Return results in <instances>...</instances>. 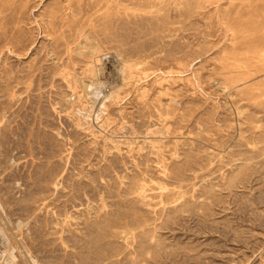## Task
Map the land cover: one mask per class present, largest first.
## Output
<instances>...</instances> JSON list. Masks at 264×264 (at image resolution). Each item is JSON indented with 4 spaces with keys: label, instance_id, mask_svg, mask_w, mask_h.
Listing matches in <instances>:
<instances>
[{
    "label": "rangeland",
    "instance_id": "1",
    "mask_svg": "<svg viewBox=\"0 0 264 264\" xmlns=\"http://www.w3.org/2000/svg\"><path fill=\"white\" fill-rule=\"evenodd\" d=\"M0 264H264V0H0Z\"/></svg>",
    "mask_w": 264,
    "mask_h": 264
},
{
    "label": "bare ground",
    "instance_id": "2",
    "mask_svg": "<svg viewBox=\"0 0 264 264\" xmlns=\"http://www.w3.org/2000/svg\"><path fill=\"white\" fill-rule=\"evenodd\" d=\"M101 61L102 60H96V63L100 64ZM114 63H116V67L113 66ZM115 71H116V74H115ZM89 72H90L89 75L91 74V78H93V79L99 78L100 75H103L102 77L105 80H110V79L114 78L116 75V76H118V79H119L118 81H121L122 85H125L127 81L133 80L134 76L137 74L136 72H134V67L132 65L128 64L127 62L117 61V60H115L114 62L108 61L107 65L103 64L100 67L95 66V67L91 68L89 70ZM64 76L66 77L65 79L70 84V87L73 90V97H74L73 108H72L73 115L78 120L79 126H84V125L89 126V123H90L89 119L91 118V115L93 114V112L94 113L96 112L95 120L100 118V114L103 112V108H104L103 107V100L105 98L110 100V99H113L115 97L111 96V94L109 93L110 95H108V96L103 95L102 99L100 98L101 100H99L100 101L99 102L97 100L99 99L98 97L101 96L102 91H101V88H99L100 86L97 87L96 81L91 80L89 85H83L82 81L80 79H77L74 77L75 75L73 76V75H68L65 73ZM116 86H118V85H116ZM77 87H79L82 90V97L79 96L78 93L76 92ZM116 91H117V89H116ZM113 93L115 94V92H113ZM104 94H106V92ZM83 100H85V102H83ZM97 102H98V105L96 106V109L94 110V107L97 104ZM92 117H93V115H92ZM8 257H10V258L12 257L9 252L7 254V257L4 258V260H6Z\"/></svg>",
    "mask_w": 264,
    "mask_h": 264
}]
</instances>
